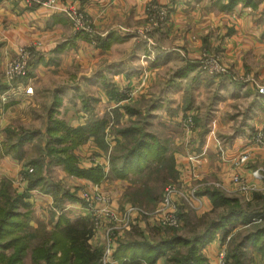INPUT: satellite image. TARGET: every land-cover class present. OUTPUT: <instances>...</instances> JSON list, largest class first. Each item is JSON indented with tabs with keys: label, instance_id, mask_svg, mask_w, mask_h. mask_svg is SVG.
Returning a JSON list of instances; mask_svg holds the SVG:
<instances>
[{
	"label": "crops",
	"instance_id": "0c3cea01",
	"mask_svg": "<svg viewBox=\"0 0 264 264\" xmlns=\"http://www.w3.org/2000/svg\"><path fill=\"white\" fill-rule=\"evenodd\" d=\"M231 1L58 0V9L49 10L25 0H0V84L10 86L6 91L0 89V148L8 139V129L37 132L22 147L21 159L0 152V193L7 186L24 196L30 213L31 241L24 264H32L33 250L52 233L68 225L79 227L90 218L86 205L80 199L71 200L70 194L78 198L82 191L98 190L112 199L111 209L118 211L132 205L128 192L138 187V182L112 176L95 185L69 176L61 166L50 167L49 174L45 169L46 184L31 187L29 176L38 169L27 163L43 156L50 111L55 107L54 118L73 128L92 120L108 122L106 149L91 138L74 151L80 168L100 166L109 172L113 147L121 140L119 126L139 123L142 117L153 129L147 127L148 134L159 141L176 142L168 156L176 159L178 181L199 185L205 212L213 208L202 194L207 188L245 197L232 183L234 174L255 186L254 192L263 190L252 171L264 164V148L252 138L264 127V97L258 92L264 86V0H238L230 7ZM69 6L85 13L91 33L74 30L62 11ZM152 8H164L169 14L164 24L145 32ZM20 48L34 52L30 73L9 83L4 72ZM204 52L220 55L238 83L227 76L210 78L200 71ZM128 92L134 96L127 98ZM202 103L209 111V130L203 138L198 128L183 136L176 133L184 117L193 114L192 105L195 109ZM38 142L44 143L37 156L26 160L27 145L35 147ZM182 143L183 150L177 149ZM244 151L250 152L249 162L234 168ZM52 170L75 182L66 185L52 180ZM254 192L248 194V202ZM20 211L26 212V207ZM104 242V230L93 228L90 248L102 250ZM222 244L217 236L203 250L208 264L217 262Z\"/></svg>",
	"mask_w": 264,
	"mask_h": 264
},
{
	"label": "trees",
	"instance_id": "16d2710c",
	"mask_svg": "<svg viewBox=\"0 0 264 264\" xmlns=\"http://www.w3.org/2000/svg\"><path fill=\"white\" fill-rule=\"evenodd\" d=\"M237 1L232 0L230 7ZM34 57L33 52L30 69ZM9 88L8 84L1 82V91ZM56 113V107L50 111L43 156L27 163L38 169L29 176L31 187L45 183V169L49 174L50 167L61 166L69 176L88 180L95 185L101 184L110 176L119 180H133L136 184L138 182V187L128 192L129 201L133 205L153 209L163 198L161 192L164 186L171 180L178 179L174 158L167 155L166 146L148 133L140 132L141 135L137 137L138 132L131 129L117 131L129 146L123 145L120 156L110 157L109 172H105L100 166L80 168L74 151L91 138L106 149L105 130L108 122L92 120L73 128L65 121L54 118ZM6 133L8 139L3 144V152L14 154L18 159L23 157L24 144L31 142L37 134L33 131L18 133L13 129L6 130ZM5 184L8 185V182L3 181V185ZM50 188L53 187H48ZM202 194L210 199L213 206L211 212L219 210L221 213L217 219H211L209 224L206 222L207 226L201 233L188 238L179 235L177 229H169L165 238H158L156 241L122 240L114 253L116 264H156L163 257H168V264H208L202 253L203 248L217 236L225 244V240L239 227L249 229V233L243 240L228 247L226 264H247L249 251L264 252V225H250L254 219H261L262 223L264 221V205H258L263 200V195L256 192L248 206H244L237 197L228 196L217 188H207ZM69 196L71 200H79L75 194ZM23 198L24 196L12 193L7 186L1 190L0 199L3 202L0 205V264H24L27 256L31 241L28 225L30 213ZM23 207H26V212L20 211ZM184 216L182 213L181 218ZM80 225H68L47 237L42 245L33 250L32 264H101L104 250H92L88 244L94 228L91 218ZM237 234L238 232L235 236Z\"/></svg>",
	"mask_w": 264,
	"mask_h": 264
},
{
	"label": "built area",
	"instance_id": "2783aa9c",
	"mask_svg": "<svg viewBox=\"0 0 264 264\" xmlns=\"http://www.w3.org/2000/svg\"><path fill=\"white\" fill-rule=\"evenodd\" d=\"M28 5H40L49 10L58 9V0H25ZM83 2L85 0H75ZM71 20L74 30L77 32H92L90 23L88 22L85 13L76 6H69L62 10ZM168 11L164 8H152L149 18V27L145 32L157 28L164 24L168 17ZM33 57V51L30 48H20L17 57L9 62L6 66L4 76L5 80L13 83L19 79L26 78L30 71V61ZM200 69L210 75H221L231 77L229 69L223 64L221 56L204 52L199 61ZM32 92V89L27 91ZM259 94L264 97V86L259 88ZM183 125L186 129L191 130L194 126L192 116H188ZM253 143L261 148H264V127L258 129L252 138ZM250 160V152L244 151L237 158L233 166L240 167L242 164L248 163ZM32 173L33 169H29ZM252 177L255 180L264 181V173L262 169L252 171ZM232 183L238 186V190L248 200V194L253 193L256 188L249 184L241 175L234 174ZM199 185H187L184 182L168 185L163 193L162 200L151 210L129 205L122 210L114 211L111 209L112 199L102 195L98 190L83 191L81 198L89 216L93 222L94 229H103L105 234L104 252L101 258V264H116L114 261V253L116 248L126 235L133 229L138 227L140 223L155 225L164 230L181 229L182 218L180 207L187 204L198 210L202 207L200 197H198ZM194 203H198L197 205ZM261 219H254V222H261ZM223 244L218 252L217 262L215 264H226L227 247ZM146 264V263H144Z\"/></svg>",
	"mask_w": 264,
	"mask_h": 264
},
{
	"label": "rangeland",
	"instance_id": "374dc122",
	"mask_svg": "<svg viewBox=\"0 0 264 264\" xmlns=\"http://www.w3.org/2000/svg\"><path fill=\"white\" fill-rule=\"evenodd\" d=\"M199 69H200V66H199ZM200 71H202L203 73H205L202 69H200ZM205 74H207V73H205ZM207 75L210 78L223 77V76L218 75V74H215V75L207 74ZM229 78H231V77H229ZM231 80L234 81L235 83H238V82H236L237 81L236 79H232L231 78ZM258 92H259V90H258ZM215 95H216V93H215ZM125 96L127 98H132V96H134V95H133L132 92H128L127 94H125ZM201 96H203V94H201ZM205 99L206 100H209L210 97L209 96L208 97H205ZM187 102L184 105V111L183 112L187 111V109H185V108L190 103L189 100ZM202 106H203V108H202ZM191 109H192V113L193 114L192 115H188V116H192L193 117V120H194V126H193V128L191 130H188V129H186L184 127V125L183 126L181 125V126H179L180 127L179 130L178 129L177 130L175 129V131H176V133H180V135L183 136V133H188V132L189 133H193L198 128V129H200V134H202V138H203V135L206 133V130H209L208 129V124H207L208 123L207 119L209 117V111H207V107H206L205 104L199 105L198 108H195V109H193V105H192ZM72 111L75 112V110H72ZM75 116H76V118L78 117L77 114H75ZM75 116L73 115L71 117H75ZM188 116H185L184 119H183V121ZM137 120H138L139 123L132 124V125L131 124L128 125L126 123L123 126L120 125L119 126V129H121V130L122 129H131L133 131H136V132H138L137 135H136L137 137H139L141 135L140 132L142 134H145L149 130L150 131L153 130L152 127L150 126L151 124H149L150 121L147 118L140 117ZM146 121L148 122V125L149 126H147L145 124ZM182 124H183V122H182ZM147 127L149 128V130H148ZM150 127H151L152 130L150 129ZM160 132H164L165 133V131H162V130H160ZM129 140H132V138L129 137ZM160 142L163 145L166 146L167 155L169 153V149H170V151L174 152V149L176 147V144H175L176 142H173V141H170V140H168L166 142L160 140ZM43 143L44 142H42V143L38 142V143L35 144V147H34V144L27 145V147H26L27 148V151H26V160L30 159L31 157H36L37 154L39 153L38 147L41 146V144H43ZM224 143H228V141L225 140ZM125 144H127L129 146V144L126 142V140H124V138L121 137L120 143L117 142L116 143V146L113 147L114 149H113L112 155L120 156L122 154V151H123V145H125ZM97 146H99V145L97 144ZM184 147H185V143H182L179 147H177V149L180 148L181 150H183ZM1 151L3 152L4 150H1V148H0V152ZM174 161H175V167H176V159L175 158H174ZM28 166L29 165H27V168H28ZM256 169H262V171L264 173V164H261L260 166H257ZM60 176L61 175H60V173L58 171H54V170L51 171V179L54 180V181H60L62 184H66V185H70L71 183L73 184L75 182L71 178H68L66 176H63V177H60ZM177 181H178V179L176 181L171 180L170 182H168L164 186L163 191L161 192V197H162V195L164 193L165 188L168 185L176 184ZM261 182H262L261 183V187L263 188L264 181H261ZM206 187H208V186H206ZM197 192H199V190ZM256 192H258L259 194L263 195L262 196L263 200H261L258 205L259 206L264 205V188H263V190L256 191ZM256 192H254V194ZM254 194H252L251 197L254 196ZM81 195H82V193H81ZM81 195L78 196V198L80 199V201H82ZM198 197L201 198V196H199V195H198ZM233 197H236V196L233 195ZM237 198L241 201V203L244 206H248L247 204H249L252 201V199H253V197H252L251 201L248 202L247 199H244L243 196H242V198H241V196H239ZM195 204L200 205L198 203H194V205ZM134 206H137V205H134ZM144 209H146V208H144ZM205 209L206 208H205V206L203 207V204H202V207L200 209H198V210H195L193 207H190L187 204H185L183 207H180V213L181 214L183 213L185 216L182 219L183 225H182V228L179 229V233L178 234L181 235V236H183V237L192 238L193 235H195L196 233H201L206 228L207 224H209L210 220L211 219H217L218 216L221 213L219 210L214 211V212H211V211H206L205 212ZM146 210H151V209H146ZM206 222H208V223L205 225ZM253 224H263L264 225V221H263V223H262V221L256 223L253 220L252 224H250V225H253ZM237 232H238V234H237V236H235ZM167 233H168V230H164L163 228H159V227H157L155 225L145 223V224H143V227H141V226L140 227H135L134 226L133 229L126 235V237H125V239L123 241H125V240L126 241H128V240H134V239H145V240H149V241H156L158 238H165L167 236ZM248 233H249V229L244 228V227H239L238 229H236L232 233V235H230V237H228L225 240V245L224 246L227 247V249H228L229 246L231 247V246L235 245L236 243L240 242L241 240H243V238ZM222 242L224 244V241H222ZM204 249H206V246L203 248V250ZM202 253H203V256L206 258V254L204 253V251H202ZM248 255H249V257H248L249 259H247V264H264V252H260L259 253L257 251H253L252 250V251H249ZM160 260L163 261V263H161V264H168L169 263L168 257L167 258L166 257H163Z\"/></svg>",
	"mask_w": 264,
	"mask_h": 264
}]
</instances>
